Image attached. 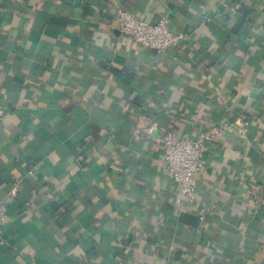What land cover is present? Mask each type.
Masks as SVG:
<instances>
[{
	"label": "crops",
	"instance_id": "1",
	"mask_svg": "<svg viewBox=\"0 0 264 264\" xmlns=\"http://www.w3.org/2000/svg\"><path fill=\"white\" fill-rule=\"evenodd\" d=\"M118 8L189 39L144 48ZM0 107V264H264V0H0ZM240 113L184 200L163 132Z\"/></svg>",
	"mask_w": 264,
	"mask_h": 264
},
{
	"label": "built area",
	"instance_id": "2",
	"mask_svg": "<svg viewBox=\"0 0 264 264\" xmlns=\"http://www.w3.org/2000/svg\"><path fill=\"white\" fill-rule=\"evenodd\" d=\"M115 19L121 34L142 47L158 53L176 47L180 42L189 39L187 33L172 32L167 17L150 23L118 8L115 11ZM5 114L6 109L0 107V121ZM252 123L247 114L240 113L234 120L215 123L198 131L192 138L179 137L172 130L163 132L161 140L166 175L178 185L184 200L193 203L196 199L197 178L204 169L203 156L209 151L211 144L233 131L237 132L242 139H246ZM211 211L208 206L199 207L198 222L201 226L205 224ZM8 221L7 203L0 201V237Z\"/></svg>",
	"mask_w": 264,
	"mask_h": 264
},
{
	"label": "trees",
	"instance_id": "3",
	"mask_svg": "<svg viewBox=\"0 0 264 264\" xmlns=\"http://www.w3.org/2000/svg\"><path fill=\"white\" fill-rule=\"evenodd\" d=\"M246 14H247V11H246ZM246 14H244V16L239 20V22H238V24H237L238 27H240V26L246 21V18H245ZM246 17H247V16H246ZM1 184H2V181H1V179H0V185H1Z\"/></svg>",
	"mask_w": 264,
	"mask_h": 264
}]
</instances>
